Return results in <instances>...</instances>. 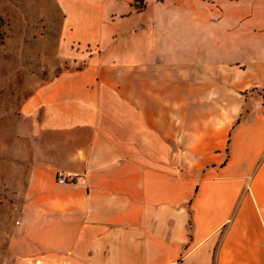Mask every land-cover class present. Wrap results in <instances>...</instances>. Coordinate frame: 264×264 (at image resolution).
Returning <instances> with one entry per match:
<instances>
[{"label":"crops","instance_id":"1","mask_svg":"<svg viewBox=\"0 0 264 264\" xmlns=\"http://www.w3.org/2000/svg\"><path fill=\"white\" fill-rule=\"evenodd\" d=\"M60 3L4 264H264V0Z\"/></svg>","mask_w":264,"mask_h":264},{"label":"rangeland","instance_id":"2","mask_svg":"<svg viewBox=\"0 0 264 264\" xmlns=\"http://www.w3.org/2000/svg\"><path fill=\"white\" fill-rule=\"evenodd\" d=\"M64 17L60 0H0V264L9 256V228L26 180L12 160L27 145L19 134L22 103L44 81L84 62L61 45Z\"/></svg>","mask_w":264,"mask_h":264},{"label":"built area","instance_id":"3","mask_svg":"<svg viewBox=\"0 0 264 264\" xmlns=\"http://www.w3.org/2000/svg\"><path fill=\"white\" fill-rule=\"evenodd\" d=\"M57 179L59 182H68L73 180V176L71 174H67L62 170L57 172Z\"/></svg>","mask_w":264,"mask_h":264}]
</instances>
